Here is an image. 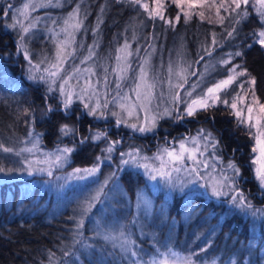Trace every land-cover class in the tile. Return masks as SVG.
I'll use <instances>...</instances> for the list:
<instances>
[{
  "label": "rangeland",
  "instance_id": "obj_1",
  "mask_svg": "<svg viewBox=\"0 0 264 264\" xmlns=\"http://www.w3.org/2000/svg\"><path fill=\"white\" fill-rule=\"evenodd\" d=\"M90 1L98 0H19L16 6H11L7 10V15L3 18L4 28L13 34L16 48H20L18 54L23 57L24 72L31 84L41 86L46 95L54 96L59 103L62 99L60 86L63 85L65 92H71L73 95L71 106L80 105L88 115V110L84 105L89 104L97 109V115L88 116L97 118L103 123H109L111 126L110 121L113 120V125L117 128L123 127L132 135H151L162 121L172 120L175 122L177 116L190 117L185 109L192 100L200 97L208 99L209 107L207 109L218 106L227 107L235 117L236 111H241L245 123L255 124V117L260 114V104L249 93V86H245V81L239 80V75L227 89L211 97L208 95V88L227 79L230 74H236L235 72L230 73L229 69H226L228 63H223V61H227L226 59L210 60L211 63L202 61L206 55L213 54L211 45L219 42L218 34L210 35V46L207 48L197 44V60H195L194 53L185 38L190 31L184 29V33L182 31L176 35L173 32L175 26L170 25L164 18V7L161 9L163 21L160 17L150 18L148 12L139 5L131 4L129 0H114L116 5L128 6L130 12L127 13L129 18L123 19L124 22L127 18L125 26L122 24L113 26L112 23L119 20L121 14L115 13L111 17H107L109 13H102V15L99 13L94 19L85 11V7H82L84 3ZM165 1L161 0V3L164 5ZM206 1L191 0L193 7L205 6ZM218 1L224 2V0ZM142 2L146 3V0H142ZM151 3V8H155L154 0ZM250 3L249 5L254 6L255 0H250ZM25 5L28 7L25 8ZM182 6H186V10L193 8L189 7L187 3ZM254 7L257 11L259 6L255 5ZM145 14H147L146 17H141ZM159 18L158 25L150 24L148 21L151 19L155 22ZM102 19L112 22L111 25H108L110 28L107 32L103 29ZM65 21L68 22L65 23ZM13 24L15 27L11 26ZM77 24L79 27H76ZM160 24H162V28H159ZM24 28H28V31L24 32ZM191 32L196 35V43L198 39L206 37V31H203L200 26L191 28ZM106 35H111L109 40ZM125 45H127L126 48ZM25 53H27L28 59H25ZM117 56L120 57L119 60ZM16 58L17 56L14 57V61ZM145 61L147 62L145 63ZM14 64L18 66L17 62ZM142 65L147 73L146 83L140 79ZM1 70L2 74L5 73L2 84L7 91L14 94L20 93L22 87L19 78L11 76L2 68ZM50 72H57V76H49ZM30 74L36 76L37 79H28ZM222 74L224 75L219 77ZM41 76L45 78L44 81L39 79ZM214 78L215 81L209 85ZM65 81L67 82L65 83ZM117 84L120 85L119 88H117ZM137 84H140L139 88H137ZM147 85H152L151 89ZM193 85H197L194 90ZM49 86L53 89L52 92H48ZM189 92L192 93L190 96L187 95ZM177 94H179V99L174 100ZM216 96H219V99H216ZM225 100L228 101L227 104L224 103ZM232 103L237 105L236 109L230 106ZM105 104L107 107H104ZM248 105L254 109V119L251 122L248 121ZM166 108L171 112V115H160ZM202 110L204 109L198 108L197 112ZM23 113L22 120L26 123V128L22 130L23 139L16 148L20 155H17L16 160L10 156L5 157V166L11 168L12 171H5L1 175L7 176L8 181L18 178H35L28 186L26 185L23 196L17 201V213L22 210L24 212L29 210L35 213L40 212L48 205V203H45L44 207L42 205V199L46 195L47 198H52L49 212L54 215L59 212L76 213L78 220L85 203L103 185L106 195H101L100 200L94 202L92 211L84 216L83 227L79 230L82 231L87 227L93 239L78 246L77 250L81 253L78 254L83 255L84 258L91 259L94 258V254H97L99 246L95 243L96 241L108 247L110 256L113 251L119 256L122 262L115 259L113 264H123L124 262L131 264L130 256L125 259L118 247L120 240H105L103 238L105 234L118 236L119 232L123 230L126 234H130L131 239L139 246L137 250L140 252L141 264L149 262L153 258L157 261L166 259L168 264H183L184 258L189 255H192L196 264H212L213 261L215 264H219L216 258L204 260V258L195 257L187 250H176L179 222H184V236L180 237L182 240L179 241V246L182 248L194 236H199L201 240L207 239L209 234L220 236L222 223L227 215L241 213L242 221H245L249 216L248 211H242L231 202L232 196L243 194L240 190V175L235 177V184L232 185L234 191H230L228 187L221 189L228 191L229 195L219 197L212 195V185L214 181L221 178V168L229 176L232 175L231 171L227 169L228 163L232 161H225L222 158L218 140L208 130H199L190 138L174 141L171 146L167 143L162 147H154L153 143L146 144L144 145L146 148L114 145L113 151L109 153L104 151L108 147L105 145L103 147L105 156L100 157V165L96 173L88 176L82 172L80 175L85 178L78 179L75 175H69L73 169L66 173H60L70 164L71 153L67 154L68 159L61 167L46 162L49 158L55 160L54 154L58 147L47 148L43 143L42 135L33 128L31 114ZM113 113L117 115H113ZM152 117L158 118L151 131L140 132L137 130L140 126H150L149 122ZM117 119L122 122L117 124ZM133 124L137 125V129L131 127ZM251 132L254 147L256 146L254 139L256 128L253 127ZM203 133H211L215 137L218 145L215 152L211 146H206L205 142L200 139V135ZM61 137L65 136L61 135ZM193 138H196L197 143L193 142ZM101 139L92 141L99 142ZM182 143L189 151L195 149L193 155L201 163L197 164L194 160L189 159L187 152L184 153L182 161L176 162L164 151L167 149L169 152L174 151L179 154L182 151ZM22 149H32V151H21ZM130 152L137 154L139 163L149 165V169L161 168L163 160L162 170L171 173V184L167 182V178L161 180L159 176L154 181L150 180L142 167H135L131 164L123 165L121 160L128 159V156L122 157L121 153ZM201 152L203 156L200 155ZM50 154L52 155L50 156ZM214 156H218V159L214 160ZM257 156H259V152L254 153V159ZM205 161L209 165L207 168L203 163ZM29 164L32 168L31 174L28 170ZM252 166L258 189L264 193V188L260 187V183L256 179L257 165L252 164ZM41 168L46 171H36ZM176 168L180 170L175 171ZM48 171H51L52 175H48ZM126 171L131 172L136 178L143 179V183L136 189L134 201H131L118 180V175ZM40 178L42 180H39ZM12 198L13 194L10 193L5 199L8 209L12 205ZM198 198L202 200L198 201ZM175 199L179 200L177 209L174 205ZM211 200L217 204H224L225 207L216 213H205L206 204ZM24 206L26 207L23 209ZM200 217V221H202H196ZM261 218V215H256L251 220L259 223ZM87 221L90 225L87 224ZM191 222L196 223L194 232L189 229ZM203 222L210 224L211 227L206 236L203 233L205 231ZM98 230H102L101 235H97ZM261 231H264V224L262 227L259 224L251 227L249 232L251 240L247 244L248 248L251 247L249 248L250 253L241 264H264V239L260 238ZM237 240L232 239L230 242L233 243ZM239 243L237 247L242 249L243 247L241 248ZM73 244L75 245V243H69L68 247L73 248ZM114 244L117 246L114 247ZM85 245H90V247ZM202 249L199 247L196 251L202 252ZM252 249H258L256 254L250 251ZM258 253H260V257ZM206 255L209 256L210 252H206ZM95 257L96 261L100 262H106L109 258L102 255ZM251 257L252 259L249 261ZM78 258V255L71 257L69 262L78 261ZM229 258L228 262L231 263L228 264H236V259H238L236 255L234 258ZM224 264H227L226 260Z\"/></svg>",
  "mask_w": 264,
  "mask_h": 264
},
{
  "label": "trees",
  "instance_id": "obj_2",
  "mask_svg": "<svg viewBox=\"0 0 264 264\" xmlns=\"http://www.w3.org/2000/svg\"><path fill=\"white\" fill-rule=\"evenodd\" d=\"M152 1L146 0L149 8H151ZM18 2L19 0L8 2L7 0H0V67L5 72L10 73L11 76L19 78L22 87L20 93L8 92L2 84L5 73L2 74L0 68V145L12 149L11 152H4L3 149H0V167H3L5 171L11 169L5 166L4 159L6 156L16 160V148L23 139L24 133H22V130L26 128V123L22 120L23 112L31 114L33 128L42 135L43 143L47 148L66 146L74 148L71 153L70 164L60 173H66L76 168L99 166L100 160L97 157L105 156L103 147L113 141L119 142L114 144L117 147L122 145L123 147L141 146L146 148L144 145L152 143L154 147H162L166 143L171 146L174 141L190 138L199 130H208L217 138L222 158L225 161H232L240 169V190H242L247 202L251 203L253 209H264V193L259 191L253 176V138L249 134L247 123L239 124L238 119L227 107L218 106L199 111L190 117L177 116L175 122L172 120L162 121L153 134L138 136L130 134L123 127L117 128L113 125V120L110 121L111 126L109 123H103L97 118L88 116L82 107L77 104L71 106L69 112L65 113L62 110V105L55 100L54 96L46 95L45 90L41 86H34L27 80L23 68L25 62L23 57L18 54L15 38L12 33L4 28L3 18L5 11L11 6H16ZM204 5L186 10V6L177 7V4L173 1L166 0L163 15L170 25L175 26L173 32L176 35L182 31L184 33V29L190 31L185 38L189 48L194 53L195 60H197V44L207 48L210 46V37L218 34L219 42L211 45L213 54L206 55L202 61L211 63L210 60L226 59L229 61L226 69L238 66L234 72L244 73V75H239V80H244L245 86H249V93L252 94L255 101L259 104H264V48L254 43L252 37L254 31L261 30L260 17L255 7L253 5H248L247 7L242 5L241 9L247 8L248 16L237 23V12H242V10L237 9L236 12H233L232 9L235 5L232 4L231 0H224V2L207 0ZM82 7H85V11L94 19L99 13L100 15L109 13L107 17H111L115 13L121 14L119 15V20L115 23H112L111 20L102 19L103 29L106 32L109 31L110 27L108 28V25H111V23L113 26L121 24L125 26L127 18H129L127 16V13L130 12L128 6H123V4L116 5L114 0L90 1L89 3H84ZM186 13L190 18L186 19ZM146 15L141 17H146ZM177 16H179V19H177ZM125 17L127 18L123 22ZM159 20L160 18L155 22L151 19L148 21L150 24L158 25ZM162 20L164 21V19ZM195 26H200L203 31H206V37L201 40L198 39L197 43L195 33L191 32V28ZM162 27V24H160L159 28ZM230 32L233 33L231 36H229ZM109 33L111 34V32ZM107 37L109 40L111 35H106ZM250 45L251 47H249ZM236 52H240L241 55H234ZM15 56H17L16 61H14ZM14 62H17L19 67ZM224 74L219 75V77ZM253 80L255 83H252ZM214 81L215 78L210 81L209 85ZM48 105H52L55 111L43 115ZM62 124L75 127L77 135L75 137L71 135L61 137L59 128ZM100 131L106 133V139L102 138L99 142H93L89 139L84 144L79 143L81 137L90 136ZM11 139L14 140L12 141ZM74 140L75 144L73 143ZM2 174L3 172H0V264H113L115 259L120 260L115 251L110 256L108 247L96 241L95 243L99 246L96 255H102L106 258L110 256L107 259L109 262L96 261L95 254L94 258L91 259L79 255L78 246L81 243L88 242V240H93L92 234L87 230V227L80 231L79 236L75 237L80 243L73 244V248L68 247L69 243H74L77 215L76 213L71 214V212H59L54 215V213L49 212L52 202H47L46 195L42 199V205L44 207V204L48 203L49 206L46 205V208L40 212L35 213L31 210L24 212L22 210L17 213V201L23 196L25 187L35 178H18L8 181V177H3L1 176ZM39 180H42V178ZM118 180L128 193L131 201H134L136 189L143 183V179L136 178L131 172L126 171L118 175ZM10 193L13 194V202L12 207L10 206L8 209L5 199ZM201 200L198 198V201ZM178 203L179 200L175 199L174 205L176 209L178 208ZM223 207H225L224 204H217L211 200L206 204L205 213H216L222 210ZM245 210L249 213L245 221H242L241 213L227 215L222 223L220 236L209 234L205 240H201L199 236H194L182 248L179 246V241L182 240L180 237L184 236V222L180 221L179 234L176 238V247L175 245L174 247L176 250H187L189 253L194 254L195 257H201L204 260L216 258L219 264H224L225 260L227 264L231 263L228 262L229 257L234 258V255H236L238 257L236 264H241L250 253L249 248L251 247L248 248L247 244L251 240L249 235L251 227L256 226V224L262 227L264 224V216H262L259 223H255L251 220L253 215L250 210ZM200 219L201 217L197 218L196 221H200ZM87 222L90 225L89 221ZM195 224L192 222L189 224V229L192 232L196 228ZM203 224L205 227L203 233L206 236L211 227L210 224L208 225L205 222ZM260 238L264 239V231H261ZM232 239L238 240L231 243ZM237 242L241 245V248L243 247L242 249L237 247ZM199 247L203 248L202 252L196 251ZM250 251L256 254L258 249ZM65 252H69L70 255L65 256ZM206 252H210V255H206ZM260 253H258L259 257ZM76 255L79 256L78 261L69 262L70 258ZM251 259L252 257L249 258V261ZM123 264L128 263L124 262Z\"/></svg>",
  "mask_w": 264,
  "mask_h": 264
},
{
  "label": "snow or ice",
  "instance_id": "obj_3",
  "mask_svg": "<svg viewBox=\"0 0 264 264\" xmlns=\"http://www.w3.org/2000/svg\"><path fill=\"white\" fill-rule=\"evenodd\" d=\"M129 2L133 5H139L140 7H142L146 12H148L149 17L152 19H155L156 17H160L161 19H163V15L161 12V9L164 7V5L161 3V0H154V3L156 5L155 8H149V5L147 3H143L142 0H129ZM174 3L177 4V7H181L182 5H184L185 3L188 4L189 7H193L194 5L192 4L191 0H173ZM232 4L235 5V7L232 9L233 12H236L237 9H241L242 5L246 6L250 4V0H232ZM255 5H258L259 7L257 8V13L260 17V23H261V30L259 31H254L252 33V37L254 40V43L259 44L262 48H264V0H255ZM254 5V6H255ZM222 6V5H221ZM25 8L28 7V5L24 6ZM5 15H7V11L5 12ZM201 15H203V13H201ZM71 16V14H70ZM186 19L190 18L188 16V14H185ZM248 16V11L247 8H244L242 10V12H237V23H239L241 20L246 19ZM177 19H179V16H177ZM68 21H65V23H67ZM12 27H15V24L11 25ZM76 27H79V24L76 25ZM24 32L28 31V28H24L23 29ZM233 33H229V36H231ZM127 47V45H125V48ZM251 47V45L249 46ZM20 48H17V51H19ZM234 55L239 56L241 55L240 52H236ZM25 59H28V55L27 53H25ZM117 59L119 60L120 57L117 56ZM147 61H145L146 63ZM29 63H31V61H29ZM223 63H228V61H223ZM238 66H233V68L229 69L230 73H233L235 71V68H237ZM45 71H48L47 69H45ZM237 75H244L243 72H237L236 74H230L227 79L221 80L218 83H216L213 87L208 88L207 92L209 97L214 96L216 93L221 92L225 89L228 88L229 85H231L235 80ZM49 76L51 77H55L57 76V72H50ZM146 77H147V73L144 70L143 65L141 66V74H140V79L141 81H144L146 83ZM28 79L30 80H36L37 77L34 75H29ZM40 80L44 81L45 78L43 76L39 77ZM47 82V81H45ZM67 81H65L66 83ZM186 82V81H185ZM252 83H255V81L253 80ZM120 85L117 84V88H119ZM140 87V84H137V88ZM147 87L149 89H151L152 85H147ZM180 87H183V85H180ZM195 87H197V85H193V90L195 89ZM53 89L51 88V86H49L48 88V92H52ZM192 93L189 92L187 93V95H191ZM60 96L62 97L60 103L62 105V110L65 113L69 112L70 106L73 102V95L71 92H65L63 85L60 86ZM45 99H47V97H45ZM175 99H179V94H177L174 97ZM216 99H219V96H216ZM225 104L228 103V101H224ZM233 109H236L237 105L235 103H232L230 105ZM85 109L88 110V115L90 116H96L97 115V109L95 107H91L89 104H85L84 105ZM104 107H107V105L105 104ZM121 107H123V105H121ZM209 107V103H208V99L205 97H200L197 99L192 100V102L190 104L187 105L185 111L187 113L188 116H193L198 108L199 109H204L207 110V108ZM248 121L251 122L254 117H253V107L251 105H248ZM260 108V114L258 116L255 117V124L249 123L248 124V130H249V134L253 135L251 132V129L254 127L256 128V133L254 134V139L256 141V146L253 147L252 151L253 153H257L259 152V156H257L255 159L252 160V164L257 165L256 169H255V175H256V179L259 181L260 183V187L264 188V104H260L259 105ZM55 111V108L52 105H48L46 111L43 113V115H47L49 112ZM236 117L238 119V123L239 124H244L245 121L243 119L242 113L241 111H236ZM113 115H117L116 113H113ZM129 115H131V112H129ZM160 115H171V112L166 108L164 110L163 113H161ZM158 117H152L151 121L149 122L150 126H140L137 129V125L133 124L131 125L132 128L137 129L140 132H146V131H151L153 127H155V120ZM147 120V117H146ZM122 121L120 119H117V124H120ZM59 132L61 133L62 136H73L75 137L77 135V129L75 127L69 126L68 124H62L59 128ZM29 135H32L31 133H29ZM105 138L106 139V133L104 131H100L97 132L93 135L90 136H83L80 138L79 143L80 144H84L85 142H87L89 139L91 140H99L101 138ZM200 139H202L206 146H211L213 151L215 152L218 145L217 142L215 140V137L212 136L211 133H203L202 135H200ZM193 142L197 143L196 138H193ZM73 143L75 144V140L73 141ZM119 143L118 141H113L110 142L108 147L104 150L107 152H112L113 151V146L114 144ZM35 146V145H34ZM0 149H3L4 152H11L12 149L11 148H7L4 147L3 145H0ZM181 153L177 154L174 151L169 152L167 149H165L164 151L167 152V155L176 162H180L183 160L184 158V153H188V158L194 160L197 164L201 163V161H198L195 159V156L193 155V152H195V149H193L192 151H189L187 148H185L184 144H181ZM21 151H32V149H22ZM74 151L73 147H64V148H57L55 155V160H51L49 158V160H47V163L50 164H55L57 167H61L63 165L64 162H66V160L68 159V155L69 153H72ZM16 155H20L19 152L16 153ZM52 154H50L51 156ZM128 156V159H122L121 163L123 165H133L135 167H142L145 169V175L149 177L150 180H156L157 176L160 177L161 180H164L165 178H167V182L169 184H171V173L163 171V167H164V162L162 160L161 162V168H151L149 169V165L147 164H140L139 160L137 159V154L134 153H121V156ZM201 156H203V153H200ZM159 158V157H157ZM97 159L99 160L100 157H97ZM105 159H107V157H105ZM213 159H218V156H214ZM204 166L207 168L209 167L208 163L205 161L203 162ZM98 169V165L93 166L90 169H73V172L70 173V176L75 175L76 178L78 179H84L85 176L80 175L82 172L87 174L88 176H92L96 173ZM227 169L231 171L232 175L229 176L225 170L223 168H221V178L214 181L213 185H212V195L214 196H221V195H229L228 191H222L221 189H223L224 187H228L230 191H234L235 189L232 187V185L235 184V177L240 175V169L232 162H229L227 165ZM28 170H29V174L32 173V168L31 165H28ZM175 171H179L180 169L176 168L174 169ZM5 169L3 167H0V172H4ZM8 171H12V169H9ZM36 171H46V169H36ZM193 171H196V169H193ZM48 175H52L51 171H48ZM115 175V174H113ZM231 182V183H229ZM105 183H107V181H105ZM101 195H106L104 193V189H103V185H101L100 188L97 189L95 195L91 196L90 199L85 203V205L83 206L81 212V217L80 219H78L76 221V225H75V233H74V243H80L79 240L75 239L76 236L80 235V229L83 227L84 224V216L88 215V213H90L92 211V207L94 202L99 201ZM235 207L240 208L242 211L245 209L250 210L251 214L253 216L256 215H261L264 216V209H253V206L251 205L250 202L246 201V198L243 196V194H237L232 196V201H231ZM139 207V204H138ZM99 229V226H98ZM102 234V230H98L97 231V235H101ZM103 238L105 240H120V243L118 245V247L121 250V253L124 254V258L128 259L129 256L131 258V264H141V259H140V252L137 250L138 249V245H136V242L134 240L131 239V235L130 234H126L123 230H121L118 234V236H111L110 234H105L103 235ZM86 247H90V245H85ZM114 247H116L117 245H113ZM135 246V247H134ZM169 251H171L169 249ZM203 251V249H202ZM173 255H175V253H172ZM65 256H69L70 253L69 252H65L64 253ZM144 264H168V261L165 260H160L157 261L155 258H153V260L149 261V262H144ZM183 264H196V262L192 259V255H189L188 257L184 258L183 260ZM212 264H215V261L212 262Z\"/></svg>",
  "mask_w": 264,
  "mask_h": 264
},
{
  "label": "bare ground",
  "instance_id": "obj_4",
  "mask_svg": "<svg viewBox=\"0 0 264 264\" xmlns=\"http://www.w3.org/2000/svg\"><path fill=\"white\" fill-rule=\"evenodd\" d=\"M51 197V196H50ZM47 201L50 203V201L52 202V198H47Z\"/></svg>",
  "mask_w": 264,
  "mask_h": 264
}]
</instances>
